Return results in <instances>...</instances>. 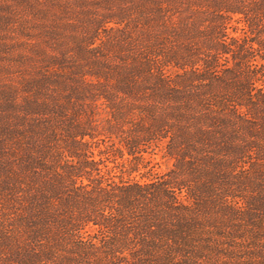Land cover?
I'll list each match as a JSON object with an SVG mask.
<instances>
[{"label":"trees","instance_id":"1","mask_svg":"<svg viewBox=\"0 0 264 264\" xmlns=\"http://www.w3.org/2000/svg\"><path fill=\"white\" fill-rule=\"evenodd\" d=\"M0 36V264H264V0H0Z\"/></svg>","mask_w":264,"mask_h":264},{"label":"rangeland","instance_id":"2","mask_svg":"<svg viewBox=\"0 0 264 264\" xmlns=\"http://www.w3.org/2000/svg\"><path fill=\"white\" fill-rule=\"evenodd\" d=\"M19 34H16V35H7L4 36V38H14V39H17V40H20L21 36H18ZM1 37V36H0ZM20 42V41H19ZM20 47V44L17 46V48ZM4 59H6L5 56H3ZM8 63H4V65L7 66ZM12 71L9 72V75L6 76V75H3V76H0V81H3V80H6V79H10V78H14L12 76H14L15 73H23V72H27V70L24 68V67H14L13 69H11ZM13 74V75H11ZM152 159H154V161L152 162L153 165H155V170L157 171H161V172H164L169 166H170V162H168L167 160H164V159H161L160 156H153Z\"/></svg>","mask_w":264,"mask_h":264}]
</instances>
